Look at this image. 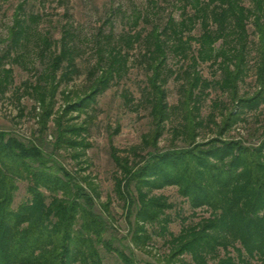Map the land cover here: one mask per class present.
Segmentation results:
<instances>
[{"label":"trees","instance_id":"16d2710c","mask_svg":"<svg viewBox=\"0 0 264 264\" xmlns=\"http://www.w3.org/2000/svg\"><path fill=\"white\" fill-rule=\"evenodd\" d=\"M250 2L247 7L243 0H179V21L170 16L163 26L155 24L146 34L126 35L120 42L109 36L107 45L98 50L100 61L91 72L94 80L88 91L76 94L72 101L67 95L68 105L59 113L55 105L60 87L80 73L76 35L67 24L59 41L38 38V53L47 65L34 84H25V94L41 110V136L53 123V149L49 153L43 145L0 130V264H103L100 247L115 252L122 264H136L133 251L117 250L105 239L108 223L114 219L113 198L101 205L102 214L95 211L98 186L80 168L91 147L84 135L87 125L73 123L68 115L85 113L129 72V51L137 43L143 48L138 64L147 79L137 105L130 92L123 97L130 109L148 111L151 130L128 151L111 146L114 194L129 225L131 243L145 250L157 228L168 252L155 264H264V131L255 145L242 138H225L245 122L247 113L264 104V0ZM141 19L137 17L135 24ZM41 20L40 15L28 13L24 3L14 13L9 47L0 56L1 93L13 82L6 60L26 46ZM198 26L201 33L196 35ZM251 45L255 46L257 88L243 93ZM170 53L186 63L181 72L170 69ZM205 64L216 68L217 79L203 77L199 67ZM173 74L182 80V99L172 109L166 85ZM214 87L228 97L229 105L211 104L209 122L216 127V136L198 142V131L205 126L202 102ZM180 111L183 121L173 128V140L187 145L161 150L167 124ZM64 155L79 161L76 171L59 160ZM19 182L27 183L28 197L14 209ZM169 187L177 188L194 216L203 209L209 216L192 224L182 219L179 234L172 233L168 211L175 206L166 196L155 194Z\"/></svg>","mask_w":264,"mask_h":264},{"label":"rangeland","instance_id":"374dc122","mask_svg":"<svg viewBox=\"0 0 264 264\" xmlns=\"http://www.w3.org/2000/svg\"><path fill=\"white\" fill-rule=\"evenodd\" d=\"M24 3L28 13L38 14L42 20L37 24L36 29L30 36L26 46L17 55H12L6 60L7 67L13 70V82L4 93L0 92V130L15 134L21 140L34 141L43 145L47 152H52L54 125L49 124L46 135L41 136L39 105L36 101L25 94V84H34L40 73L44 72L47 59L39 56L36 43L39 37H49L59 41L63 34V26L71 25L75 32V45L78 48L77 66L80 73L74 77L69 84L64 83L56 95L55 113L61 112L67 105L66 96H71V101L76 99V94H83L93 82L91 72L98 65L100 59V46H106L109 36H114V41L126 35H133L136 32L146 34L153 25L163 26L170 16L177 21L181 19V8L179 0H0V56L6 53L9 44L8 30L12 26L13 16L18 6ZM244 5L250 6V0H243ZM142 19L136 25L137 17ZM250 40L255 41L253 29L249 27ZM201 33L200 26L195 34ZM117 43V42H116ZM219 46V44H218ZM106 48V47H105ZM142 45L137 43L130 53L129 72L123 76L103 94L99 95L97 102L92 104L85 113L72 112L68 118L73 123L87 125L88 132L84 134L91 147L87 149L86 156L82 157L80 168H84L83 174L89 175L98 186L100 199L96 202L95 211L103 213L102 204L113 198V205L110 208L114 218L108 223V231L105 239L109 240L113 248L130 254L134 252L136 264H155L168 252L164 238L158 234L157 228L152 242L145 250L136 248L130 240L129 225L121 207L114 194V176L116 167L111 158V146L124 152L131 147L139 145L143 135L151 130V119L145 108L130 109L124 100L123 94L130 92L137 105L142 98V89L145 85L147 74L138 64L142 51ZM196 46L193 50L196 51ZM255 46L251 45L249 57V72L245 81L241 84L244 93H253L256 86L255 69ZM168 65L176 73L186 68L178 56L169 54ZM200 73L207 80H215L219 77L216 68L209 64L199 67ZM182 80L176 75H170L166 85L168 92V103L173 108L179 106L182 99ZM209 97L204 99L201 108V118L205 126L199 132L198 142L210 140L216 136V127L209 122V116L214 111L211 104L216 101L229 105V100L219 89L208 90ZM219 114V113H217ZM183 114L176 112L167 124V130L160 141L161 150L173 147H185L184 140H173L172 130L182 124ZM220 122V116H218ZM264 131V104L259 110L247 113L245 122L239 123L225 138H242L248 144H258L261 134ZM59 160L72 171L78 169V162L68 155L60 157ZM19 190L16 194L14 209L24 202L28 197L27 183L19 182ZM156 195L166 196L175 208L168 211L172 222L169 230L179 234L183 220L186 224L196 223L200 218L208 217L205 209L198 210L196 216L193 210L180 197L177 188L169 187L155 191ZM103 264H122L115 252L109 253L100 247Z\"/></svg>","mask_w":264,"mask_h":264}]
</instances>
